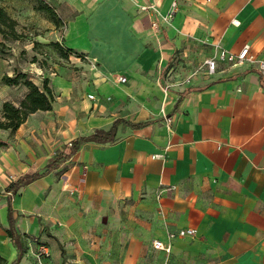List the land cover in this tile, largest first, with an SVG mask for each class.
I'll return each instance as SVG.
<instances>
[{
	"label": "crops",
	"instance_id": "0c3cea01",
	"mask_svg": "<svg viewBox=\"0 0 264 264\" xmlns=\"http://www.w3.org/2000/svg\"><path fill=\"white\" fill-rule=\"evenodd\" d=\"M44 1L65 23L69 47L96 63L93 89L73 101V81L53 73L52 109L31 113L14 132L0 128L5 264L19 253L8 234L10 198L19 264L32 263L40 241L50 249L45 264H100L102 249L107 264H163L169 255L177 264H264V0H129V11L119 0ZM151 3L156 12L143 9ZM246 45L254 62L219 61L204 73L219 47L239 53ZM0 88V116L4 101L18 106L28 93L21 84ZM117 119L112 140L87 141L59 168L8 191L71 140ZM187 228L196 235L172 239L169 254L153 247Z\"/></svg>",
	"mask_w": 264,
	"mask_h": 264
},
{
	"label": "rangeland",
	"instance_id": "374dc122",
	"mask_svg": "<svg viewBox=\"0 0 264 264\" xmlns=\"http://www.w3.org/2000/svg\"><path fill=\"white\" fill-rule=\"evenodd\" d=\"M118 3H121L122 6L125 5L124 9L127 8V11L135 10L133 3L129 0H119ZM1 11L7 13L9 18L16 23L13 30L0 21V75L8 74L14 76L16 72H21L26 74L27 77L25 78L43 88L46 79H48V85H51L49 77L53 76V73L57 72L63 75L65 73V76L73 81V101L75 99L79 101L81 97H86L87 86L91 90L93 89L91 88L92 80L90 79L92 69H90L91 64L86 65L84 63L85 60L82 58V54L87 53L90 55V53L84 49L69 47L65 41L67 27L55 10L47 2L45 3L44 0H0V14ZM15 32L18 34V38H15ZM59 46L63 51L71 49L73 51H69L68 54L61 53ZM75 52L80 53L81 60L73 59L75 58L73 54ZM91 68L93 67L91 66ZM129 73L130 71L128 70L125 75L131 78ZM165 77H167L166 74ZM2 85L1 78L0 87ZM21 85L22 87H27L24 84ZM27 89L29 91L28 87ZM0 91L2 92V88H0ZM158 105L160 104L157 99L152 100L150 98L147 107L155 110ZM138 106L140 107L139 104ZM10 180H13L12 177H10ZM99 223L101 226L104 222L101 220ZM40 242L38 247L33 249L34 254H31V264H40L35 255L39 250V246L45 244L42 241ZM110 243L100 242L101 246H108ZM106 250L102 249L99 254L100 264H107ZM174 259V257L172 258L169 255L161 263L177 264ZM42 261L45 264V261ZM180 264L188 263L185 259H182Z\"/></svg>",
	"mask_w": 264,
	"mask_h": 264
},
{
	"label": "trees",
	"instance_id": "16d2710c",
	"mask_svg": "<svg viewBox=\"0 0 264 264\" xmlns=\"http://www.w3.org/2000/svg\"><path fill=\"white\" fill-rule=\"evenodd\" d=\"M54 12L53 10H50ZM0 21L4 24H7L14 30L15 21L9 18L8 14L4 11H1ZM15 38H18L17 32H15ZM61 53L68 54L69 51H73V49L68 51H63L59 46ZM78 54V53H76ZM26 74L21 72H16L14 76L4 75L2 78L3 84H8L11 86L24 84L29 88L28 93L25 98L20 102L17 106L14 102L10 100H6L3 102L2 116H0V128L9 129L11 132L16 131L20 125L27 119V117L38 110H51L54 102V94L50 86L48 85V79L44 81L43 88H40L38 85L33 83L31 80L25 78ZM264 83V80L262 79ZM117 121L114 122L111 129L109 130H98L93 134L81 136L71 140V142L67 143L61 150L57 151L55 156L52 157L49 163L43 168L41 172L34 173H26L20 176L17 180H15L12 185L9 187V192L11 194H16L19 189L30 184L36 179L51 173V171L59 168L63 165L69 158H71L81 147L83 143L87 141H96V142H107L113 139L115 134ZM12 199L10 198L9 202V236L15 243V245L19 249L17 259L11 264H19L22 255H23V241L22 237L16 229L15 220L13 216V209L11 206ZM6 260L3 257H0V264H5Z\"/></svg>",
	"mask_w": 264,
	"mask_h": 264
},
{
	"label": "built area",
	"instance_id": "2783aa9c",
	"mask_svg": "<svg viewBox=\"0 0 264 264\" xmlns=\"http://www.w3.org/2000/svg\"><path fill=\"white\" fill-rule=\"evenodd\" d=\"M143 9L144 10H152L153 9L154 12L157 11L155 3H151L150 5L145 6V7H143ZM171 16L172 15L170 14L169 17H171ZM158 17L151 22V28H152V31L155 35H157L160 31V23L161 22H159ZM233 22L236 25L239 24L238 20H234ZM73 54L75 55V57L81 56V55H78L76 53H73ZM86 59H87V57H86ZM219 61H224V62L229 63L232 66H235V65H239V64H244L245 62H254V56L250 52V46L249 45L244 46L239 53H234L228 49H225L224 47H219L218 53L216 56L209 57L204 61V65L202 66V68H204V70H205L204 73H206L208 75L214 74L217 70ZM89 62L93 68L96 67V63L93 60H89ZM257 66H258V72L261 76V79L264 80V60L258 61ZM174 70H175L174 67L170 68L169 71L166 73L167 77L171 76V74ZM117 79L120 82H126L127 81V78L123 75H119L117 77ZM168 89H169V87L167 85L163 86V90L165 92H167ZM89 99L94 100L95 96L90 94ZM168 120L170 122L171 118L168 117ZM196 233H197L196 229H194V228L182 229L177 233H170L169 234L170 239L167 243H165L161 240H154L153 241V247L155 249L164 250L165 252L170 253V251H171V240L172 239H175V237H177V236H187V235L195 236ZM35 255L38 258L40 264H43V261H42L43 258L50 256V249L48 248L47 245L41 244L39 246L38 252Z\"/></svg>",
	"mask_w": 264,
	"mask_h": 264
}]
</instances>
